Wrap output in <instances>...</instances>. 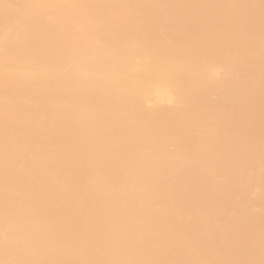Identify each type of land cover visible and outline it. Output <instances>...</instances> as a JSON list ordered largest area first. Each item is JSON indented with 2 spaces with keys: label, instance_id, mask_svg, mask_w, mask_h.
<instances>
[{
  "label": "bare ground",
  "instance_id": "bare-ground-1",
  "mask_svg": "<svg viewBox=\"0 0 264 264\" xmlns=\"http://www.w3.org/2000/svg\"><path fill=\"white\" fill-rule=\"evenodd\" d=\"M0 264H264V0H0Z\"/></svg>",
  "mask_w": 264,
  "mask_h": 264
}]
</instances>
